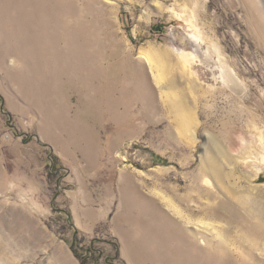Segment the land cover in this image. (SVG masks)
<instances>
[{"label":"rangeland","instance_id":"obj_1","mask_svg":"<svg viewBox=\"0 0 264 264\" xmlns=\"http://www.w3.org/2000/svg\"><path fill=\"white\" fill-rule=\"evenodd\" d=\"M23 1L0 0V264H149L162 196L262 209L264 0Z\"/></svg>","mask_w":264,"mask_h":264},{"label":"bare ground","instance_id":"obj_2","mask_svg":"<svg viewBox=\"0 0 264 264\" xmlns=\"http://www.w3.org/2000/svg\"><path fill=\"white\" fill-rule=\"evenodd\" d=\"M27 2L28 0L24 3L27 4ZM56 10L57 8H54V12ZM142 57L150 70H155L151 57L147 53H144ZM140 68L142 67L140 66ZM156 76L154 75V78ZM138 77L141 79L140 84L148 88V82L143 76L138 75ZM137 86H139L138 83ZM217 159L218 156L214 155L208 158V164L204 162L200 174L202 176H206L208 173L218 174L219 170L217 167L220 163L217 164ZM241 160H243L242 163L247 162V159L243 158ZM259 162L261 163L260 160ZM228 177L227 175L226 178ZM219 179L221 180V174L217 180ZM204 181L207 182L206 180ZM227 189L229 190L228 195L226 199L223 198L224 200L214 196L209 190H204L205 195L208 193L207 197H210L209 199L212 201L209 205L207 204L208 202L204 203L198 211H195L189 205V202L192 201L190 196L178 199V203L184 204L185 207L183 208L170 199L163 196L160 197L163 199L161 201L165 204L166 209L164 208L161 211L153 209L154 211H150L149 215H147L150 225L146 229L144 240L139 245V247L143 246L151 250L147 251L145 261L149 264H264V206L260 209L261 207H258L259 203L251 198L250 195L252 194L250 193L247 196L235 193L234 185L228 186ZM245 190L249 192L250 188H245ZM198 197L197 200H199ZM155 205L158 208V204L156 203ZM208 208L213 210L208 216L210 219L226 220V227H222L221 230H215L217 238H219V249L220 245L228 243L226 240L229 238L230 243L228 245L232 244L233 246L230 251L236 254L234 255V263L228 259H219L223 257L222 254L219 255V253H222L220 251L218 254L212 253L214 248L208 243L203 233L208 230V223L204 221L195 222L197 214H203L202 211L207 212ZM194 225L198 232L193 231ZM232 236L245 240L241 244L238 243L241 246L239 250L234 246L237 243L231 242L230 237Z\"/></svg>","mask_w":264,"mask_h":264}]
</instances>
